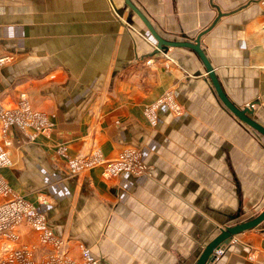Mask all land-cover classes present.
<instances>
[{"label": "crops", "instance_id": "obj_1", "mask_svg": "<svg viewBox=\"0 0 264 264\" xmlns=\"http://www.w3.org/2000/svg\"><path fill=\"white\" fill-rule=\"evenodd\" d=\"M130 1L165 40L201 35L228 99L252 103L264 126V0ZM155 50L125 0H0V108L24 99L50 122L33 138L6 129L0 173L77 262L84 246L101 264H195L219 227L264 208V136L222 103L192 50ZM168 93L179 111L160 101ZM130 148L148 174L69 168L94 149L114 159ZM263 229L233 236L208 264H264ZM19 234L36 258L52 252L29 226Z\"/></svg>", "mask_w": 264, "mask_h": 264}, {"label": "built area", "instance_id": "obj_2", "mask_svg": "<svg viewBox=\"0 0 264 264\" xmlns=\"http://www.w3.org/2000/svg\"><path fill=\"white\" fill-rule=\"evenodd\" d=\"M160 101L171 103L172 110L179 111V106L173 102L170 94H165ZM252 103L247 104L248 107ZM149 113H153L149 110ZM1 136H0V168L11 165L8 147L10 140L6 138V129L17 126L22 130L33 128L31 138L36 133H46L50 128L48 118L40 111L33 110L29 103L22 99L13 108H0ZM58 153L64 156L65 148L60 146ZM72 172L101 165L102 175L110 177L121 171L133 174H148L147 166L142 162L140 152L136 149H125L116 158L106 159L98 149L86 155H76L68 159ZM25 224L39 233V245L50 246L52 252L42 258H36V245L21 242L19 227ZM264 233V229L262 230ZM231 240V239H230ZM229 240V241H230ZM233 242V238L231 240ZM229 243V242H228ZM226 245V244H225ZM215 250L216 257L224 251ZM215 257V258H216ZM0 264H101L87 247H81L80 261L77 262L67 248V241L56 236L48 226L44 215L26 198L15 193L0 173Z\"/></svg>", "mask_w": 264, "mask_h": 264}, {"label": "water", "instance_id": "obj_3", "mask_svg": "<svg viewBox=\"0 0 264 264\" xmlns=\"http://www.w3.org/2000/svg\"><path fill=\"white\" fill-rule=\"evenodd\" d=\"M125 3L130 8V10L138 16V18L141 20V22L144 24V26L147 28V30L155 40L156 54H158L159 52H165L169 48H187L192 50L204 65L211 83L216 91V94L218 95L222 103L241 121L264 136V126L255 121L251 116L253 113V104L249 105L248 107L245 106L244 108H238L226 96L217 79L212 65L209 63L204 51L201 49V35L198 36L193 43L165 40L157 34L151 23L147 20L143 13L135 5L132 4L130 0H125ZM263 221L264 208L257 216L253 217L252 219L242 221L233 225H224L222 227H219L218 233L203 247L202 252L197 258L195 264H208L212 262L216 257V249L221 247L223 248V246L227 244L233 236L245 230L258 227Z\"/></svg>", "mask_w": 264, "mask_h": 264}, {"label": "bare ground", "instance_id": "obj_4", "mask_svg": "<svg viewBox=\"0 0 264 264\" xmlns=\"http://www.w3.org/2000/svg\"><path fill=\"white\" fill-rule=\"evenodd\" d=\"M215 260V259H214Z\"/></svg>", "mask_w": 264, "mask_h": 264}]
</instances>
